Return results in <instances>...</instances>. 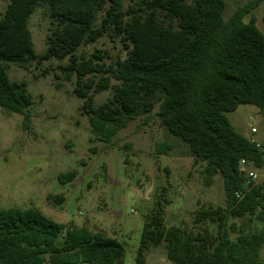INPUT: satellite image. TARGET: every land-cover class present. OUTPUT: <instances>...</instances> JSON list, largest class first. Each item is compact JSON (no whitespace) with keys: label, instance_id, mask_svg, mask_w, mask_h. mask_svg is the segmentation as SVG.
<instances>
[{"label":"trees","instance_id":"16d2710c","mask_svg":"<svg viewBox=\"0 0 264 264\" xmlns=\"http://www.w3.org/2000/svg\"><path fill=\"white\" fill-rule=\"evenodd\" d=\"M124 2L10 0L0 15V107L22 114L30 130L32 98L26 82L11 79L9 66L28 69L33 61L52 59H68L59 69L65 81L75 78L72 93L83 100L81 112L104 143L158 107L161 123L189 146L194 164L205 163L206 183L222 176L226 205L202 206L193 227L167 226V200L157 198L145 217L135 264H147L148 252L161 245L173 264H262L264 226L253 218L264 223L263 187L255 185L241 200L235 193L245 180L242 160L262 168L264 150L227 114L240 105L264 113V33L254 20H244L264 0H250L229 18L225 0H141L128 9ZM38 8L53 25L41 54L29 26ZM105 35L121 39L128 50L124 60L107 64L100 50L79 53ZM106 91L111 97L97 105L95 96ZM171 149L164 143L156 153ZM77 174L73 169L57 179L67 184ZM245 217L247 227L231 221ZM125 257V245L115 237L59 223L37 208H0V264H123Z\"/></svg>","mask_w":264,"mask_h":264},{"label":"rangeland","instance_id":"374dc122","mask_svg":"<svg viewBox=\"0 0 264 264\" xmlns=\"http://www.w3.org/2000/svg\"><path fill=\"white\" fill-rule=\"evenodd\" d=\"M10 0H0V15ZM141 0H125L124 8ZM189 2L192 0H188ZM250 0H225L229 18ZM254 20L264 33V3L244 18ZM36 52L44 53L47 37L53 28L45 8H38L30 18ZM102 51L107 64L124 60L128 55L120 38L105 35L86 44L80 54L90 56ZM68 59H52L42 64L33 61L28 69L9 66L12 80L26 82L32 98L27 109L31 129L23 127L24 116L0 107V208H37L55 221L86 226L120 240L126 248L123 264H135L145 221L157 198L165 197V223L194 226L195 213L202 206L226 205L223 178L206 183L205 163L194 164L189 146L172 135L157 115L158 107L147 117H140L122 129L111 143L100 141L92 132L89 119L81 112L83 100L72 91L73 81H65L60 65ZM49 68V69H48ZM50 73H44L45 70ZM61 74L56 80L54 74ZM115 82V81H113ZM111 91L95 96L101 104ZM235 129L264 146V113L254 105H240L227 114ZM255 127L258 132L251 133ZM172 146L166 155L157 147ZM77 170V177L61 184L58 175ZM258 185L264 191V167L256 168ZM57 196H63L60 203ZM253 222L261 227L264 223ZM247 227L249 217L232 219ZM211 229L215 226L206 223ZM264 264V248L261 251ZM147 264H173L163 245L152 248Z\"/></svg>","mask_w":264,"mask_h":264},{"label":"built area","instance_id":"2783aa9c","mask_svg":"<svg viewBox=\"0 0 264 264\" xmlns=\"http://www.w3.org/2000/svg\"><path fill=\"white\" fill-rule=\"evenodd\" d=\"M258 130L253 127L251 129V133L255 134L257 133ZM252 141H255L257 143V146L262 148V150H264L262 144L254 139H251ZM241 170L244 173V183H243V188L239 189L238 191H236L235 196L238 200H241L247 191H249L252 187H254L255 185L258 184L259 181V174L256 170V167L254 166V164L252 162L246 161V160H242L241 162Z\"/></svg>","mask_w":264,"mask_h":264},{"label":"crops","instance_id":"0c3cea01","mask_svg":"<svg viewBox=\"0 0 264 264\" xmlns=\"http://www.w3.org/2000/svg\"><path fill=\"white\" fill-rule=\"evenodd\" d=\"M245 137H247V136H245ZM247 138H249V137H247ZM249 139H251V138H249ZM257 141V140H256Z\"/></svg>","mask_w":264,"mask_h":264}]
</instances>
